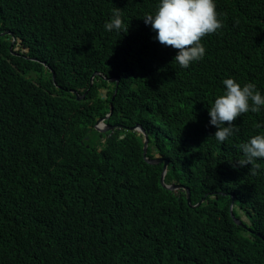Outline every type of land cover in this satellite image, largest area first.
Returning a JSON list of instances; mask_svg holds the SVG:
<instances>
[{
	"label": "trees",
	"instance_id": "trees-1",
	"mask_svg": "<svg viewBox=\"0 0 264 264\" xmlns=\"http://www.w3.org/2000/svg\"><path fill=\"white\" fill-rule=\"evenodd\" d=\"M158 3L0 0V264H264V159L257 175L233 167L264 133V107L223 143L208 111L229 77L264 95V0H216L223 27L188 68L142 19ZM116 8L126 33L104 27ZM6 31L29 52L14 53ZM95 72L107 78L92 83ZM111 103L116 128L101 132ZM137 124L148 157L170 160L166 182L200 205L162 185ZM156 225L177 242L157 236L154 249Z\"/></svg>",
	"mask_w": 264,
	"mask_h": 264
},
{
	"label": "clouds",
	"instance_id": "clouds-1",
	"mask_svg": "<svg viewBox=\"0 0 264 264\" xmlns=\"http://www.w3.org/2000/svg\"><path fill=\"white\" fill-rule=\"evenodd\" d=\"M223 15V13L217 11L216 0H159L155 13L146 14L142 19L146 25L151 26L152 30L156 33L155 39L158 40L160 44L176 50V55L173 57V60L181 68H188L193 62L199 61L204 57L206 48L202 43V40L206 36L218 32L223 27V20L221 19ZM104 27L107 31L123 30L124 33L127 32L128 27L126 29L124 28L120 8L113 10L112 18L110 21L105 23ZM1 34H10V39L12 41L10 49L14 53L20 51L27 54L29 52V48L24 46L22 40L17 37L13 31H6ZM26 57L28 59L31 58V60L34 61L39 60L37 59L38 57L34 56L30 57L29 55H26ZM40 62L49 68L46 61L43 60ZM54 76H56L55 73ZM96 76H103L104 78H107L101 72H95L92 76V83L94 82ZM109 79L117 80L118 85L120 83L118 75ZM223 85L225 86L223 93L216 96L214 103L208 109L210 115L209 123L216 128V131L212 136H214L220 143L225 142L234 134V132L238 131V128L234 127L235 121L238 118L249 111L259 113L261 108L264 107V95L261 94L254 83L248 82L241 85V83H239L235 78L229 77L223 80ZM103 90L105 92H103ZM83 96L79 95V98H82ZM101 96L103 98L108 97V88H102ZM111 109H113L114 112L113 103H111ZM113 112L111 113L110 110L111 115L108 113L103 118H100L95 125V128L98 129V125L100 128L98 130L101 132L114 130L116 126L109 125L107 123V120L112 116ZM100 121L101 123H99ZM137 125L141 126L140 124ZM134 127H132V130L144 134L141 129H139L140 127L136 129H134ZM257 127H260V125H257ZM240 147L243 155L241 158L235 160L233 167H245L250 165L248 171H250L252 175H257V170L260 168V165L256 161L258 159H264V133L251 136L250 139L241 144ZM157 156L164 158L160 154H156L155 157ZM163 163L165 164L164 161ZM168 169L165 174V178L168 173ZM164 181L167 185L181 184L177 182L167 183L166 179H164ZM162 185L167 188L163 182ZM181 185H183V188L173 190L169 188L167 189L172 191H177L179 189L186 190L187 198L190 193V202L188 199V204L193 208L200 205L205 200V198H203V201L201 199L199 201H202L200 204L199 202L193 203L190 189L184 184ZM236 206L237 205H235L234 202L231 204L232 216ZM239 209L242 214L245 213L240 207ZM245 215L247 218L248 215L246 213ZM235 217L240 218L245 223L246 227L237 223L244 228H248L249 224H251V222H246V218L244 219L242 215L241 217H237L235 215ZM235 217L233 218L235 219ZM151 229L152 231L149 234V239L151 246L154 249H161V244L157 236L162 239H168L171 244L176 243L178 240L177 234L169 233L166 228H158L156 225L154 228L151 226Z\"/></svg>",
	"mask_w": 264,
	"mask_h": 264
},
{
	"label": "water",
	"instance_id": "water-1",
	"mask_svg": "<svg viewBox=\"0 0 264 264\" xmlns=\"http://www.w3.org/2000/svg\"><path fill=\"white\" fill-rule=\"evenodd\" d=\"M112 112H113V109H111V113H112ZM111 113H110V115H111ZM108 116H109V115H108ZM104 119H105V118H104ZM104 119H102V120H104ZM102 120H101V121H102ZM101 121H100L99 123H101ZM139 127H140V128H139ZM97 128L100 129V128L98 127V125H97ZM136 128L141 129V131H142V132L144 133V135H145L144 156H145L146 160H147L149 163H151V164H156V163H160V162H163V161L165 162V164H164V174L162 175V182H163V184H164L167 188L172 189V190H173V189H178V188H183V185H181V184L167 185V184L165 183L164 179H165V174H166L167 169H168L169 160H168V159H164V158L159 157V156H157V157H155V158H149L148 155H147V152H148V145H149V137H148V134L145 133L144 129H143L141 126L137 125V126L134 127V129H136ZM188 199H189V202H190V193H189ZM203 200H204V199H202V201H203ZM202 201H201V202H202ZM201 202H199V204H200ZM233 217H235L234 213H233ZM235 220H236L237 223H239V224L243 225L244 227H246L245 223H244L240 218H236V217H235Z\"/></svg>",
	"mask_w": 264,
	"mask_h": 264
},
{
	"label": "rangeland",
	"instance_id": "rangeland-1",
	"mask_svg": "<svg viewBox=\"0 0 264 264\" xmlns=\"http://www.w3.org/2000/svg\"><path fill=\"white\" fill-rule=\"evenodd\" d=\"M103 92H105L104 90H103ZM236 209H237V211L242 215V217L245 219L246 218V215H245V213H243L242 214V212H241V210L239 209V207L238 206H236ZM246 220V222H251V219L249 220V217L247 216V218L245 219Z\"/></svg>",
	"mask_w": 264,
	"mask_h": 264
}]
</instances>
